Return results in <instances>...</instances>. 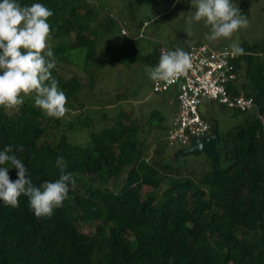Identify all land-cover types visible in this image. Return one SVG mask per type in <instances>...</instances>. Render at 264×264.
<instances>
[{
	"label": "trees",
	"instance_id": "trees-1",
	"mask_svg": "<svg viewBox=\"0 0 264 264\" xmlns=\"http://www.w3.org/2000/svg\"><path fill=\"white\" fill-rule=\"evenodd\" d=\"M19 2L52 10V75L68 110L81 113L64 126L62 118L36 107L34 97L12 113L0 108V150L23 146L16 155L35 186L59 178L58 156L75 180L51 217L37 218L24 195L18 207L0 201V264H264V41L245 42V54L232 60L242 79L235 94L253 97L257 110L237 131H219L216 160L193 157L187 166L188 158L166 153L168 125L161 110H152L145 123L125 111L113 119L103 114L98 127L82 100L84 90L95 91L105 66L158 64V48L144 56L133 42L145 39L147 22L139 23L138 39L107 53L102 40L118 31L117 22L87 0ZM69 64L81 68L86 80L65 78ZM145 124L160 133L151 157L153 133L144 131ZM78 130L86 131L85 143L70 141ZM5 166L17 179V170ZM81 222H96L95 233L84 232Z\"/></svg>",
	"mask_w": 264,
	"mask_h": 264
},
{
	"label": "clouds",
	"instance_id": "clouds-1",
	"mask_svg": "<svg viewBox=\"0 0 264 264\" xmlns=\"http://www.w3.org/2000/svg\"><path fill=\"white\" fill-rule=\"evenodd\" d=\"M191 6L195 8V11L190 12L187 17L188 28L185 32L188 36L191 35L190 28L193 22L204 21L205 25L210 27L206 39L212 41L219 38H231L236 31L249 26L248 18L232 3V0H191ZM52 15V10L42 3L21 5L19 0H0V108L15 110L24 103L23 97L34 95L35 106L48 117L60 119L69 111L66 107L67 97L60 90L57 79L52 75V70L57 65L48 43L52 32L48 20ZM123 31L126 29L122 28L121 33L128 40L138 39V37H131L127 31L123 34ZM163 48L166 46L162 45L158 48L160 51L158 64L146 71L150 79L154 81L155 94L169 96L176 93L177 111L168 126L165 137L167 151L171 152L169 156L173 157L177 151L189 148L195 139L201 140L212 136L218 125V122L213 120L214 103L235 111L257 110L253 97L247 96L243 91L235 94L234 90L239 88L242 79L239 77L237 65L232 61L236 67L238 79L228 86L230 99L233 102L240 98L252 100L251 107L243 109L230 107L219 101H205L200 107L199 115L210 124V131L205 136L190 138L185 144L171 145V136L176 131L174 122L180 111L179 93L176 89L170 92H155L154 84L155 82L167 83L186 76L192 67V59L183 49L162 51ZM229 51L232 56H235L232 60L238 55L245 54L244 49L235 42L230 45ZM262 121L264 122L263 119ZM19 151H23L22 145L17 148L5 145L3 150H0V201L5 205L18 207L19 197L24 195L29 200L30 210L37 218L51 217L54 209L62 207L64 201L69 198V185L74 188L75 180L71 173L63 171L65 160L62 156H58L56 165L62 170L59 178L55 181H45L39 187L35 186L29 177L28 169L16 155ZM190 157L198 156L178 158ZM8 164L17 170L18 178L14 181L9 176V168L5 166Z\"/></svg>",
	"mask_w": 264,
	"mask_h": 264
},
{
	"label": "rangeland",
	"instance_id": "rangeland-1",
	"mask_svg": "<svg viewBox=\"0 0 264 264\" xmlns=\"http://www.w3.org/2000/svg\"><path fill=\"white\" fill-rule=\"evenodd\" d=\"M90 8H96L102 13V17L106 18L109 14L117 22L114 32L105 40H102L101 49L107 53L115 50L119 44H123L128 40L121 33L122 25L131 37L136 38L139 32V23L147 22L148 26L144 31L145 39L134 40L142 55H149L155 48L165 45L170 50L175 48L186 49L193 45L207 44L214 48H227L230 50L232 43H238L242 46L245 42L253 44L255 42L264 41V0H232V3L238 7L243 15L249 20L247 28H241L236 31L231 38H219L217 40H208L206 35L210 32V27L205 25L204 21L193 22L188 36L185 29L188 28L186 23L190 12H194L195 8L191 6V0H87ZM101 55L98 53V56ZM97 56V57H98ZM94 68V67H92ZM144 65H134L132 69H127L122 65L114 64L103 67L99 72L97 86L95 91L84 90L82 100L87 106V110H91L94 122L98 127L101 125V117L106 114L110 119L115 118L120 111L130 113L132 117H139L143 123L148 121L151 111L154 109L161 110L166 118V124L169 126L173 119L171 114V106L166 100L169 98L165 95H157L153 92V83L147 74ZM79 75L86 80V76L81 68L74 64H69L67 70L63 73L65 78ZM23 97L24 100L27 98ZM21 106V105H20ZM19 106V107H20ZM215 112L213 120L219 125V131L225 133L234 129L237 124H242L247 117L254 114V110L246 113H238L235 110L227 109L221 105L214 103ZM15 110H6L14 112ZM5 110V109H4ZM103 111V112H102ZM102 112V113H100ZM80 110L68 111L65 117L61 119L64 126L80 114ZM144 131L153 133L152 144L150 148V157L155 152L154 139L160 133L156 132L148 124L143 126ZM71 142L82 144L86 142V131L78 130L71 134ZM170 155V151L166 152ZM154 156V154H153ZM204 158V156H198ZM194 158L187 160V166L193 163ZM227 165V164H226ZM123 180L119 183L121 184ZM111 185V184H110ZM112 186V185H111ZM148 188L144 189V193H148ZM161 194V192H159ZM161 203L162 199H158ZM80 226L86 233H95L96 222H81ZM136 245H132L135 249Z\"/></svg>",
	"mask_w": 264,
	"mask_h": 264
},
{
	"label": "built area",
	"instance_id": "built-area-1",
	"mask_svg": "<svg viewBox=\"0 0 264 264\" xmlns=\"http://www.w3.org/2000/svg\"><path fill=\"white\" fill-rule=\"evenodd\" d=\"M188 53L192 59V67L186 76L154 84L155 92L176 89L179 93L180 111L174 122L176 131L171 136V145L185 144L190 138L205 136L210 131V124L199 115L200 107L205 101H219L230 107L243 109L252 105V100L240 98L233 102L230 99L228 86L237 81L238 75L232 62L235 56L229 50L216 51L203 45L191 47Z\"/></svg>",
	"mask_w": 264,
	"mask_h": 264
},
{
	"label": "water",
	"instance_id": "water-1",
	"mask_svg": "<svg viewBox=\"0 0 264 264\" xmlns=\"http://www.w3.org/2000/svg\"><path fill=\"white\" fill-rule=\"evenodd\" d=\"M219 139V130L218 125H216V129L213 132L212 136L209 138H204L201 140L195 139L193 140L192 145L187 149H182L177 151L174 154V158L188 157V156H200L205 155L209 159L216 160L218 157V152L216 150L215 144Z\"/></svg>",
	"mask_w": 264,
	"mask_h": 264
},
{
	"label": "crops",
	"instance_id": "crops-1",
	"mask_svg": "<svg viewBox=\"0 0 264 264\" xmlns=\"http://www.w3.org/2000/svg\"><path fill=\"white\" fill-rule=\"evenodd\" d=\"M168 97L169 98L166 100V102H169V105L171 106V114L173 117V116H175V113L177 111L176 93H172Z\"/></svg>",
	"mask_w": 264,
	"mask_h": 264
}]
</instances>
